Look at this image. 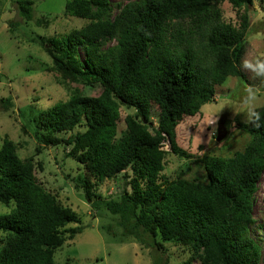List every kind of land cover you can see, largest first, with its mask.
<instances>
[{"label":"trees","instance_id":"1","mask_svg":"<svg viewBox=\"0 0 264 264\" xmlns=\"http://www.w3.org/2000/svg\"><path fill=\"white\" fill-rule=\"evenodd\" d=\"M225 2L237 23L224 20ZM16 7L32 21L33 3L19 0ZM64 13L85 25L64 37L39 38L51 71L98 93L76 89L40 112L34 131L44 147H68L65 157L76 173L66 178L74 191L118 218L122 237L141 241L142 234L151 239L147 247L183 249L189 256L181 264H261L249 226L264 173V106L257 108L260 127L239 124L248 136L241 152L201 157L204 181L183 171L172 181L163 175L169 154L191 158L176 140L183 118L200 114L229 78H244L253 0H127L115 14L111 0H68ZM3 101L8 111L12 101ZM122 109L131 113L119 131ZM37 166L1 139L0 203L10 211L0 214V264H56V250L82 233L80 216L43 187ZM121 174L117 199L101 200L99 186Z\"/></svg>","mask_w":264,"mask_h":264},{"label":"rangeland","instance_id":"2","mask_svg":"<svg viewBox=\"0 0 264 264\" xmlns=\"http://www.w3.org/2000/svg\"><path fill=\"white\" fill-rule=\"evenodd\" d=\"M19 0H0V146L1 139L8 137L17 148L21 159L34 157L37 166V179L51 194L72 208L80 216L82 233L72 241L56 250V264H181L188 254L181 248L165 245L158 250L148 236L139 235V239L122 237L123 229L118 218L109 215L102 208L95 210L91 202L78 195L66 176L75 175V164L66 157L65 144L58 147L42 146L35 137L37 116L49 106L64 101L76 90L95 95L89 87L62 79L51 71V60L41 46V37L45 40L66 36L74 29H80L85 21L65 15V4L68 0H28L33 3L34 12L31 22L24 21L19 15L16 2ZM127 0H111L114 14ZM256 19L252 22V32L248 34V46L243 59L250 54L264 53V0H253ZM223 18L226 22L237 23V13L225 2L222 5ZM48 20H46V19ZM48 21V22H47ZM37 22H43L38 24ZM45 22H47L45 24ZM114 44V41L108 45ZM81 57L83 53L80 51ZM242 64V62H241ZM244 78H229L225 84L216 87L214 103L202 107L201 113L185 117L175 129L177 144L191 156L190 160L168 155L166 170L163 173L166 181L177 178L181 171L188 179L204 181L205 174L199 160L205 154L223 157L241 152L248 136L238 126L248 124L243 113L235 115L231 108L225 107L219 114L221 105L238 103L246 86L259 89L258 107L264 106V82L252 73L242 70ZM90 89V90H88ZM6 98L12 101V107L6 111ZM131 111L121 110L119 131L124 128V118ZM152 113H157L154 106ZM219 115L217 123H212ZM156 121V120H154ZM154 123V122H153ZM226 131L225 138L217 141L219 124ZM78 129V128H77ZM76 129V131H77ZM79 129H83L79 127ZM75 131L60 134L67 140L74 137ZM67 148V149H66ZM163 181V179H161ZM125 180L122 174L116 179L106 180L96 191L102 200L117 199ZM95 200V199H94ZM10 211L0 203V214ZM254 222L249 226L250 236L262 248L261 264H264V173L258 183L254 199ZM110 227L109 230H107ZM112 235H115L112 236ZM143 243L145 245H143ZM193 264H200L199 261Z\"/></svg>","mask_w":264,"mask_h":264},{"label":"clouds","instance_id":"3","mask_svg":"<svg viewBox=\"0 0 264 264\" xmlns=\"http://www.w3.org/2000/svg\"><path fill=\"white\" fill-rule=\"evenodd\" d=\"M241 68L244 71L252 73L258 80L264 82V53L250 54L249 58L242 61ZM259 100V89L255 86H246L243 89L241 97L235 105H221L217 112L220 114L225 108H231L235 115L243 113L245 115V122L261 126V112L257 110ZM219 115H216L212 123H217Z\"/></svg>","mask_w":264,"mask_h":264},{"label":"water","instance_id":"4","mask_svg":"<svg viewBox=\"0 0 264 264\" xmlns=\"http://www.w3.org/2000/svg\"><path fill=\"white\" fill-rule=\"evenodd\" d=\"M218 133H217V137H216V140L217 141H221L225 138V135H226V131L224 129V126L222 123L219 124V127H218Z\"/></svg>","mask_w":264,"mask_h":264}]
</instances>
